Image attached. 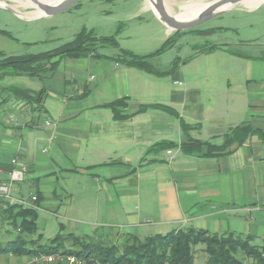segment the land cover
Listing matches in <instances>:
<instances>
[{"label": "crops", "instance_id": "obj_1", "mask_svg": "<svg viewBox=\"0 0 264 264\" xmlns=\"http://www.w3.org/2000/svg\"><path fill=\"white\" fill-rule=\"evenodd\" d=\"M146 10L162 45L175 32L149 5ZM137 18L138 13L125 14L128 22ZM120 24L117 39L127 28V22ZM218 30L182 32L164 53L180 46L185 34ZM118 42L137 55L161 47L144 53L149 40L135 47ZM193 48L191 56L161 66L164 53L151 57L162 75L117 62L119 52L65 58L43 78L0 69V181L17 167L16 160L28 172L13 184L12 197L35 205L38 221L44 210L72 222V232L60 223L55 234L51 225H38L44 241L59 233L90 236L99 227L108 240L196 228L250 235L252 244L264 245V55H244L227 44ZM1 53L0 60L11 56ZM226 55L235 62L225 64ZM14 89L44 90L42 108ZM120 100L126 103L125 119H116L107 106ZM161 142L172 147L148 153ZM194 142L201 143L194 153L181 150ZM24 183L32 188L27 196ZM1 256L8 264L30 258Z\"/></svg>", "mask_w": 264, "mask_h": 264}, {"label": "trees", "instance_id": "obj_2", "mask_svg": "<svg viewBox=\"0 0 264 264\" xmlns=\"http://www.w3.org/2000/svg\"><path fill=\"white\" fill-rule=\"evenodd\" d=\"M78 5L79 3L75 6ZM122 27L123 25L120 24L117 33ZM193 31L195 29L187 32ZM180 33L182 32H175L155 52L137 55L122 49L116 36L99 37L94 30L83 28L71 41L54 50L38 54L6 56L0 60V69L10 68L15 74L43 78L54 73L65 58L103 57L104 55L99 53V48L112 46L119 50V55L114 58L117 62L127 67L162 75L163 72L155 70L149 59L173 47L177 40L176 36ZM0 34L12 37L7 31L0 30ZM178 64L179 61L175 60L172 63V70ZM13 91L17 97L42 108L44 90L33 92L14 89ZM107 106L113 110L116 119H125L128 116L121 110L126 106L125 101H115ZM162 109L169 110L163 107ZM182 126L187 128L184 122ZM200 146L199 142L184 144L181 145V150L184 153H194ZM170 147L172 144L161 142L149 149L148 153ZM212 149L209 148L213 151ZM38 217V212L34 208L0 198V255L12 254L18 258L40 254L74 255L83 262L82 264H194L196 248L202 244L204 245L202 251L208 255L206 264H244L243 258L251 260L252 264H264V245L252 244L254 237L250 235L232 233L224 235L188 228L144 238L127 234L122 244L116 241L104 244L99 238L78 236L73 233H59L44 241V235L39 233ZM1 235L6 238H1ZM240 252L244 253V257L239 256Z\"/></svg>", "mask_w": 264, "mask_h": 264}, {"label": "rangeland", "instance_id": "obj_3", "mask_svg": "<svg viewBox=\"0 0 264 264\" xmlns=\"http://www.w3.org/2000/svg\"><path fill=\"white\" fill-rule=\"evenodd\" d=\"M195 1L210 3L214 0H167V3L173 14L181 15L185 13L183 5ZM20 2L24 5L29 3L30 6H21ZM80 2L82 4L81 9L74 6L68 11L54 16L37 17L35 14L39 12V9H35L30 0L0 1V30L7 31L12 36L0 34V52L6 55H25L51 51L71 41L83 28H93L98 35L116 36L117 42L122 39L120 43L124 46L135 47V44L149 40L150 45L143 50L144 53L160 47L161 44H157V38H159L161 31L154 23H151L146 10L148 7L147 0H80ZM5 5L6 7H4ZM7 5L17 11L18 15L8 10ZM128 12L138 13L140 18L128 22L125 20V14ZM120 22H127V28L122 37L119 36L117 39V32L115 34V31ZM196 28L198 30L209 28L220 30L211 34H185V38L180 40V46L178 45L158 57L162 60L159 66L170 63L177 57L191 56L194 54V46L203 47V45L215 43L227 44L229 49L248 56L264 55V3L253 9L237 5ZM129 37L130 40L125 42L124 39ZM118 52L119 50L112 46L99 48V53L107 56L117 55ZM227 56L229 55H226L225 64L235 62V58ZM24 187L23 194L27 196L32 188L25 183ZM79 217L86 222L93 221L92 216ZM60 223L67 225L66 232L73 231L70 228L72 222L68 221L65 216L53 215L44 210L40 211L38 221L40 230L43 229L44 224H47L52 226L53 234L58 233ZM104 231V228L99 227L98 231L93 235L90 234V236L99 238L104 244H111L115 241L119 244L123 243V239L108 240ZM4 237L1 235V238ZM202 248H204L202 244L197 246L194 264H206L208 255L202 251ZM239 256L244 257V253H239ZM2 257L0 264H8L5 261L7 257L4 256V259ZM243 259L244 264H252L251 260Z\"/></svg>", "mask_w": 264, "mask_h": 264}, {"label": "water", "instance_id": "obj_4", "mask_svg": "<svg viewBox=\"0 0 264 264\" xmlns=\"http://www.w3.org/2000/svg\"><path fill=\"white\" fill-rule=\"evenodd\" d=\"M30 1L35 5V8L42 12L40 17H47L68 11L74 7L79 0ZM147 1L152 2V11L155 13L158 20L164 24L170 32H183L192 30L213 18L222 15L235 6L240 5L244 0H214L211 1L197 15L187 18H180L173 14L168 6L167 0ZM7 9L14 14H17V11H15L13 8L7 7Z\"/></svg>", "mask_w": 264, "mask_h": 264}, {"label": "built area", "instance_id": "obj_5", "mask_svg": "<svg viewBox=\"0 0 264 264\" xmlns=\"http://www.w3.org/2000/svg\"><path fill=\"white\" fill-rule=\"evenodd\" d=\"M49 126L50 122H46ZM17 167L9 174L7 180L0 181V198L9 200L10 202L23 204L25 207L36 208L31 202L25 200H17L12 197V188L15 182L23 181L28 172V168L22 164H18L16 160L13 161ZM37 197L32 196V201H36ZM82 264L83 262L74 255H60V254H40L31 256L26 262L22 264Z\"/></svg>", "mask_w": 264, "mask_h": 264}, {"label": "bare ground", "instance_id": "obj_6", "mask_svg": "<svg viewBox=\"0 0 264 264\" xmlns=\"http://www.w3.org/2000/svg\"><path fill=\"white\" fill-rule=\"evenodd\" d=\"M2 1V0H0ZM6 1V0H4ZM48 1H55V0H48ZM149 7H152V2L147 1ZM264 3V0H244L240 5H243L245 7H250L251 9H253L254 7L259 6L260 4ZM21 6H30V4H26L24 5L23 3H19ZM170 4V3H169ZM209 3H204V2H200V1H195V2H191L189 4H184V8H185V13L178 15L175 14L176 16L180 17V18H187V17H192L197 15L202 9H204ZM32 6L35 8V5L32 3ZM37 9V8H35ZM38 10V9H37ZM171 10V9H170ZM172 12V11H171ZM173 13V12H172Z\"/></svg>", "mask_w": 264, "mask_h": 264}]
</instances>
